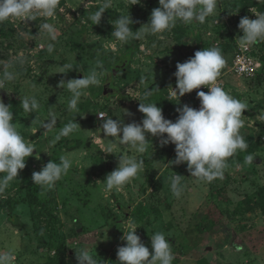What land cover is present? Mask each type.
Wrapping results in <instances>:
<instances>
[{"label":"rangeland","instance_id":"rangeland-1","mask_svg":"<svg viewBox=\"0 0 264 264\" xmlns=\"http://www.w3.org/2000/svg\"><path fill=\"white\" fill-rule=\"evenodd\" d=\"M103 2L60 0L52 18H17L0 24V62H14L9 71L16 73V79L0 89V99L14 109L12 122L35 148L26 167L0 194V252L14 249L15 264H78L76 252L83 249L101 264H117V249L126 244L123 231L135 225L150 253L151 235L165 234L175 256L173 264H264V119H260L264 41L250 46L259 69L254 76L242 77L232 70L238 37L243 35L239 21L264 13V0H219L216 12L203 24L178 22L162 34L127 43L111 35L115 20L129 14L131 28L137 31L149 22L158 0L134 5L111 0L100 24L93 25L88 16ZM45 22L55 26L56 41L39 28ZM48 43L55 45L51 53ZM208 47H218L226 59L218 77L223 88L248 104L240 130L248 148L228 159L223 178L199 181L191 177L186 162L170 164L175 145L162 147L159 137L149 136L143 153L105 138L99 130L100 112L128 124L142 122L140 103H157L165 119L173 122L178 108L185 104L194 108L200 102L198 89L178 101L170 97L169 87L176 86V64ZM20 53L23 64L15 61ZM127 54L125 69L114 73ZM98 63L105 72L98 74L100 84L85 90L78 113L69 111L71 93L66 86L58 87L60 81L83 78ZM64 64L73 69L59 73ZM147 89L153 91L145 98ZM25 96L38 100L35 113H24L20 101ZM50 112L56 124L47 130L42 125ZM72 119L77 129L51 144ZM109 147L115 153H106ZM249 154L255 157L252 165L244 162ZM61 155L73 160L72 167L53 188L37 193L32 173L51 160L59 163ZM120 155L142 159L144 169L120 190L108 192L103 181L118 167ZM176 174L184 186L180 198L170 189V178Z\"/></svg>","mask_w":264,"mask_h":264},{"label":"clouds","instance_id":"clouds-1","mask_svg":"<svg viewBox=\"0 0 264 264\" xmlns=\"http://www.w3.org/2000/svg\"><path fill=\"white\" fill-rule=\"evenodd\" d=\"M158 2L159 7L152 10L149 22L139 30H132L133 21L129 14H125L115 20L111 35L117 41L127 43L130 39L162 34L171 30L178 22L203 24L216 12L219 0H158ZM59 3L60 0H0V24L17 18L24 21H35L37 17L52 18ZM129 3L138 4L140 0H129ZM110 7L111 0H104L95 12L89 14L88 19L93 25L100 24L102 14ZM255 15V19L245 16L239 21L238 28L243 33L238 37L241 49H247L264 41V13ZM39 28L51 41L57 40V30L53 24L45 22ZM54 47L53 43H48V52H53ZM15 61L23 64L25 62L23 53H20ZM0 63L3 64V70L0 71V89H5L8 83L16 79V73L9 71L14 67V62ZM225 65L226 59L218 47L198 50L187 61L176 64L177 70L173 74L176 78V86L169 87L171 98L179 101L180 97L191 93L194 89H200L201 86L207 87L209 91L197 92L200 101L198 109L187 104L178 108L179 115L175 122L165 119L157 103H140L138 111L144 114L141 123L125 124L123 119L106 118V114L101 112L98 114L103 119L100 132L105 134L106 139L114 138L111 140L113 145H127L138 153L145 152L149 136L159 137L162 147L170 143L175 145L176 156L169 162L170 164L180 165L186 162L191 177L199 181L210 183L217 178H223L228 159L238 151H246L248 148V143L240 132L244 127L243 112L248 109V104L233 97L217 84ZM72 69L71 64H64L59 73H67ZM98 74H105L99 63L96 69L88 75H83V78L60 81L58 87L66 86L71 93L68 102L69 111L79 112L78 104L81 97L86 94L85 90L100 84ZM152 91L147 89L145 98L151 96ZM20 105L27 114L35 113L40 107L35 96H25L20 101ZM11 109L10 104L6 105L0 99V194H3L10 182L18 177L19 170L26 167V159L35 150L32 144L25 141L16 124L12 122ZM127 114L131 115V113ZM49 117L42 125L47 130H51L56 124L55 114L50 112ZM260 119H264V114ZM77 127L78 123L74 119L70 120L50 143L54 145L61 137L68 136ZM105 152L115 153L112 147ZM254 158L251 154L245 156V164L252 165ZM72 164V159L61 155L59 163L51 160L40 171H34L32 180L42 188L51 189L67 174ZM143 169L142 159L120 155L118 167L107 174L103 181L105 190L108 192L113 189L120 190ZM181 179L182 176L177 174L170 178L171 192L177 198H180L184 191ZM136 229L137 227L132 225L128 230L123 231L121 239L126 241V244L117 249V264H173L175 256L164 233L155 232L151 235L150 253L149 248L136 234ZM76 258L78 264H101L89 251L83 249L79 253L76 252ZM15 260L14 249L9 248L0 252V264H15Z\"/></svg>","mask_w":264,"mask_h":264},{"label":"built area","instance_id":"built-area-1","mask_svg":"<svg viewBox=\"0 0 264 264\" xmlns=\"http://www.w3.org/2000/svg\"><path fill=\"white\" fill-rule=\"evenodd\" d=\"M233 61L234 63L232 66V70L239 76L251 77L254 76L259 70L258 63L252 55L250 47H248L247 49H241L238 44ZM217 84L223 87L219 79L217 80ZM198 90L205 91L206 93L209 91V89L205 86H201V88ZM199 107L200 102L197 103L194 108L198 109Z\"/></svg>","mask_w":264,"mask_h":264},{"label":"trees","instance_id":"trees-1","mask_svg":"<svg viewBox=\"0 0 264 264\" xmlns=\"http://www.w3.org/2000/svg\"><path fill=\"white\" fill-rule=\"evenodd\" d=\"M128 56H129V54L125 55V58L123 59L122 63L119 64V65H115V67H116V66H120V69H121V70L125 69V67H126V63H127L126 61H127ZM122 65H124V66H122ZM115 67H114V69H115ZM124 98H125V97H124ZM12 110L14 111L13 108H12ZM69 142H70V141H69ZM41 188H42L41 186L37 185V187L35 186L34 190H35L37 193H40ZM37 193H36V194H37ZM36 194H35V195H36Z\"/></svg>","mask_w":264,"mask_h":264},{"label":"water","instance_id":"water-1","mask_svg":"<svg viewBox=\"0 0 264 264\" xmlns=\"http://www.w3.org/2000/svg\"><path fill=\"white\" fill-rule=\"evenodd\" d=\"M124 66V65H122ZM120 69V66H116L115 69H114V73H117V71Z\"/></svg>","mask_w":264,"mask_h":264},{"label":"crops","instance_id":"crops-1","mask_svg":"<svg viewBox=\"0 0 264 264\" xmlns=\"http://www.w3.org/2000/svg\"><path fill=\"white\" fill-rule=\"evenodd\" d=\"M242 77H245V76H242Z\"/></svg>","mask_w":264,"mask_h":264}]
</instances>
